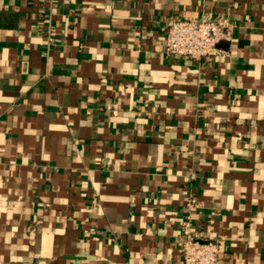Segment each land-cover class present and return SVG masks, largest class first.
Segmentation results:
<instances>
[{"label":"crops","instance_id":"1","mask_svg":"<svg viewBox=\"0 0 264 264\" xmlns=\"http://www.w3.org/2000/svg\"><path fill=\"white\" fill-rule=\"evenodd\" d=\"M184 222L264 264V0H0V264H181Z\"/></svg>","mask_w":264,"mask_h":264},{"label":"built area","instance_id":"2","mask_svg":"<svg viewBox=\"0 0 264 264\" xmlns=\"http://www.w3.org/2000/svg\"><path fill=\"white\" fill-rule=\"evenodd\" d=\"M226 19L207 16L190 19H169L164 36V53L195 60L210 55L216 44L228 36ZM184 242L181 264H219V244L204 240L183 224Z\"/></svg>","mask_w":264,"mask_h":264}]
</instances>
